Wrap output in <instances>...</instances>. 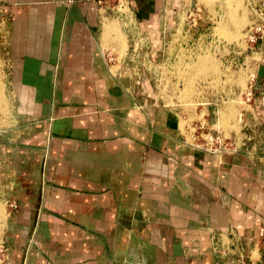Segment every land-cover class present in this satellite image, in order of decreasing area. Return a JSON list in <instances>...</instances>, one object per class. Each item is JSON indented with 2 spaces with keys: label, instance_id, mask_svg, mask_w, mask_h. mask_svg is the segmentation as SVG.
<instances>
[{
  "label": "crops",
  "instance_id": "0c3cea01",
  "mask_svg": "<svg viewBox=\"0 0 264 264\" xmlns=\"http://www.w3.org/2000/svg\"><path fill=\"white\" fill-rule=\"evenodd\" d=\"M127 2L115 18L127 45L118 55L119 39L103 40L98 0H0L9 103L0 194L17 204L0 264H229L233 251L256 247L264 255V156L188 142L147 70L186 0ZM250 105L264 130V39ZM260 229L263 240L252 239Z\"/></svg>",
  "mask_w": 264,
  "mask_h": 264
},
{
  "label": "rangeland",
  "instance_id": "374dc122",
  "mask_svg": "<svg viewBox=\"0 0 264 264\" xmlns=\"http://www.w3.org/2000/svg\"><path fill=\"white\" fill-rule=\"evenodd\" d=\"M114 4L115 0L100 3L102 17L107 19L103 40L107 43L112 37L118 38L121 55L127 46L126 35L117 27L115 18L120 16L114 12ZM261 6L254 0H186L175 25L159 43V54L147 70L159 103L178 115L180 130L188 142L209 150L225 147L248 153L252 149V156H264L259 153L264 148V130L251 117L246 93L264 34L252 40L243 36L242 40L250 22L264 26L258 17ZM120 12L125 14L126 7ZM5 41L6 20L0 10V134L9 123L2 55ZM104 51L106 57L113 58L112 49ZM3 138L0 135V144L5 143ZM5 218V199L0 194V244ZM262 238L260 230L252 237ZM249 250H239L240 254L233 251L229 264H264V255L259 256L257 247Z\"/></svg>",
  "mask_w": 264,
  "mask_h": 264
},
{
  "label": "built area",
  "instance_id": "2783aa9c",
  "mask_svg": "<svg viewBox=\"0 0 264 264\" xmlns=\"http://www.w3.org/2000/svg\"><path fill=\"white\" fill-rule=\"evenodd\" d=\"M98 1L101 3V0H98ZM260 3H261L262 6L260 8V12L258 13V17L261 19V21H264V0H261ZM124 6L126 7V10H127V6H128L127 0H115L114 12H116L117 14H120L121 12H119V11ZM0 10H1V8H0ZM4 16H5V20L7 21V16L6 15H4ZM249 24L247 25L248 29L245 31V33L242 34V40L244 38L243 36H247L248 40H252V39H254L256 37H260L261 38V36L264 34V26L263 25H254V24L249 25ZM256 34H258V35H256ZM262 39H264V38L262 37ZM106 60L107 61H111L112 58L110 56H107ZM247 89H248V91L246 92L247 96H248L247 99L250 100V102H251L252 77H250L249 80H248ZM193 145H195V144H193ZM195 146L198 147V148H202V147H200L198 145H195ZM202 149H205V148H202ZM205 150H207V151H209V152H211L213 154H221L226 149H225V147H218L217 149L214 148L212 150H209V149H205ZM5 205H6V213H8L10 211H13L14 209L17 208L16 202L14 200H12V199H5ZM260 231H262V229H260ZM0 253H2V248L1 247H0Z\"/></svg>",
  "mask_w": 264,
  "mask_h": 264
},
{
  "label": "bare ground",
  "instance_id": "6f19581e",
  "mask_svg": "<svg viewBox=\"0 0 264 264\" xmlns=\"http://www.w3.org/2000/svg\"><path fill=\"white\" fill-rule=\"evenodd\" d=\"M125 7V6H124ZM124 7H122V8H124ZM120 12V11H119ZM123 13V12H122ZM122 13H120V14H122ZM245 17V16H244ZM226 37H228V36H226ZM229 39H230V37H229ZM225 40H227V38L225 39ZM228 42H229V40H227ZM235 41V40H234ZM237 41V40H236ZM1 98V97H0Z\"/></svg>",
  "mask_w": 264,
  "mask_h": 264
}]
</instances>
